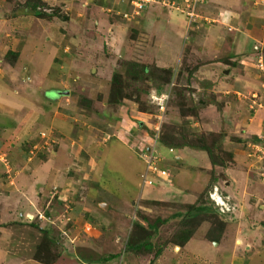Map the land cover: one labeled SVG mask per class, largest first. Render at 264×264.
<instances>
[{"label": "rangeland", "instance_id": "1", "mask_svg": "<svg viewBox=\"0 0 264 264\" xmlns=\"http://www.w3.org/2000/svg\"><path fill=\"white\" fill-rule=\"evenodd\" d=\"M161 2L0 0V264H264V133L225 95L264 72V0Z\"/></svg>", "mask_w": 264, "mask_h": 264}, {"label": "crops", "instance_id": "2", "mask_svg": "<svg viewBox=\"0 0 264 264\" xmlns=\"http://www.w3.org/2000/svg\"><path fill=\"white\" fill-rule=\"evenodd\" d=\"M188 1H190V4L188 5L187 10L192 6V2H194V0H162L161 3L164 5H162L163 7L162 6H160V7H162V9L165 11L164 16L167 18L166 22L167 21L173 22V19L174 20L177 19L175 16V13L171 14L172 13L171 9L177 8V7H179V5L184 7V5L186 3H188ZM202 1L203 0H197L196 6L199 3L202 4L203 3ZM167 2L171 3L170 7L167 5ZM245 5H248V4L246 3V4H244V6ZM169 8H171V9H169ZM151 9H152V7H148L145 12H148ZM250 9H249V7H248V10L247 9L245 10L244 8L239 9V11L237 13H227L225 8L223 10V14H226L227 16L228 15L233 16L235 19L243 18L242 23L238 24L239 27H242V30L240 31L239 29H236L237 27H235L234 31L239 30L241 33H243V31H244L245 34L249 33V37L252 36V32L254 31L253 29H256V25L249 23L250 21H253V19L249 20V18H250L249 16L254 15V14L250 13L252 11ZM206 12H207V10H206ZM254 13L255 14L261 13V11H254ZM172 17H173V19H172ZM198 17H200V16H195V18L193 19L192 22L200 24V23L204 22L201 20L208 21V18L201 19V17L200 18H198ZM222 41L223 40H221V42ZM249 62H250V59H243V61L238 62L237 68H240V70H242V72H241V75H239V77L234 82L233 86L236 90L234 92H231V93H227V94L225 93V95H230V98L232 99L233 103H235L236 100L239 101V103H240L239 106L242 109V113L236 116V121L238 122L241 118V115H243L244 117L241 118V120H242L241 123L246 127L244 129L245 132L248 134H251L253 131L254 134H256L255 138L257 141L258 139H260L263 136V133H264V80H262V76H264V72H262V70L260 68H258L257 65H255V66L252 65V67H250ZM14 101L16 102L15 103L16 106L18 105L19 102H22L20 99H18V97H16L14 99ZM12 108H14V107H11V109ZM8 109H10V106ZM33 113H34V111H33ZM37 120H38V118H37ZM9 122H10V124H9L10 128L8 127L9 128L8 134L12 133L13 131H16L17 133H15V134L12 133V134H10V136L11 137L17 136V138H15V139L20 140V142H22V137L24 136V135H22L24 132V130H22V128H24V123H23L24 117H23V115L20 114L19 117H15V116L10 117ZM29 128L30 129L27 128L28 131L32 130L33 126H30ZM28 131H26L24 133L28 134ZM35 131H36V134L38 132L47 133V131L48 132L50 131V128L47 129V128L41 126V127H38ZM28 136H30V138H31V135L28 134ZM32 138H33V135H32ZM185 170H188V169H185Z\"/></svg>", "mask_w": 264, "mask_h": 264}, {"label": "trees", "instance_id": "3", "mask_svg": "<svg viewBox=\"0 0 264 264\" xmlns=\"http://www.w3.org/2000/svg\"><path fill=\"white\" fill-rule=\"evenodd\" d=\"M161 71L163 73H165L166 75H169V76L171 75V72H172V70H170V69L161 70ZM165 80H166V82H165L166 84L170 81L169 80V77L167 79H165ZM156 88H157V91H155V92L157 94H160V92L162 91V87L161 86H156ZM110 102H113V101H110ZM114 103H116V102H114ZM166 145L167 146H173V144H171V143H168V144L166 143ZM203 148L207 152V155H208L210 161L212 162V164L215 165L216 163H215V161H214V159L212 157V154H211L210 149L206 148L205 145L203 146ZM211 179H214V178H212V176H211ZM213 181L215 182V179ZM207 211H210L211 212L212 211V208H208L206 206H198V207H194L193 209H191L190 211H188V213H187L186 216H187V218H196L201 212L204 213V212H207ZM179 216L181 217V215H175L174 217H179ZM188 235L190 237L192 235L190 233V228H189V230H187V233H185V232H181L180 233L179 236H180L181 239H178V241L186 242ZM147 241H148V238L147 237L144 238V239H141V240L139 239V241H137V242L133 243L132 245L128 246L127 251L128 250L129 251H137V250H141L142 248H144L146 250H150L151 245ZM116 257H117V255H110L108 257L102 258L101 259V262H107L108 260H112V259H114Z\"/></svg>", "mask_w": 264, "mask_h": 264}, {"label": "built area", "instance_id": "4", "mask_svg": "<svg viewBox=\"0 0 264 264\" xmlns=\"http://www.w3.org/2000/svg\"><path fill=\"white\" fill-rule=\"evenodd\" d=\"M196 4H197V0H194V2H192V6L190 7V8H194L195 9V7H196ZM191 13H188L189 14V16L188 17H190V19H191V22H192V20L195 18V14L193 13V11H190ZM190 22V23H191ZM154 96H155V94H154ZM156 97V96H155ZM148 165H149V167H150V165H152V161H151V159H149L148 161ZM150 172V171H149Z\"/></svg>", "mask_w": 264, "mask_h": 264}, {"label": "clouds", "instance_id": "5", "mask_svg": "<svg viewBox=\"0 0 264 264\" xmlns=\"http://www.w3.org/2000/svg\"><path fill=\"white\" fill-rule=\"evenodd\" d=\"M144 5H146V3Z\"/></svg>", "mask_w": 264, "mask_h": 264}]
</instances>
